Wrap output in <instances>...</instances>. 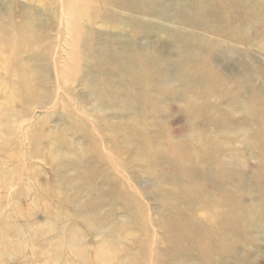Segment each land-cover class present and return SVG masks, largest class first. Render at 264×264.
<instances>
[{
    "label": "rangeland",
    "instance_id": "374dc122",
    "mask_svg": "<svg viewBox=\"0 0 264 264\" xmlns=\"http://www.w3.org/2000/svg\"><path fill=\"white\" fill-rule=\"evenodd\" d=\"M135 2L0 0V264H264V0Z\"/></svg>",
    "mask_w": 264,
    "mask_h": 264
},
{
    "label": "bare ground",
    "instance_id": "6f19581e",
    "mask_svg": "<svg viewBox=\"0 0 264 264\" xmlns=\"http://www.w3.org/2000/svg\"><path fill=\"white\" fill-rule=\"evenodd\" d=\"M161 1H163V0H136L135 3H136V5L138 7L142 8L143 10H145V12L148 13V14H151V15H154V16H159V17H168V16H170V14L173 11L172 4L171 3H169V4L166 3L167 5L161 7ZM159 6L162 8V10H160V12L156 13L157 9H159ZM75 23H77V19H75ZM8 34H9L8 30H6L4 28H3V30H0V45L3 48L8 47V48L11 49L14 41L9 39L10 35H8ZM74 39H76V41L79 40V33H75L74 34ZM4 55L6 56V54H4ZM75 57H77V56H75ZM21 79H23V78H19L18 80L15 79L14 82L19 81ZM26 85L27 86L25 88H21L22 91H20V93L16 94L19 99L27 98L30 95V91L32 89H34L33 85L30 86L27 83H26ZM191 109H194V108L191 107ZM195 194H196V196H199V194L201 195V193L197 192V191L195 192ZM207 203L203 204V206H202L204 208L203 211H202V214H201L203 216L202 218H204V217L205 218L206 217H212V218H214L213 220L216 221V223L222 222L224 220L225 215L227 214L226 210L224 211V215H223L220 212L221 210L220 211L218 209L214 210L213 204H212V206H209ZM229 214H231V218L232 219H234V220L238 219L239 220V217L237 216L239 214H236V213L232 212V210H231V213H229ZM213 233H215L216 235L220 234L219 232H213ZM134 264H136V263L134 262Z\"/></svg>",
    "mask_w": 264,
    "mask_h": 264
}]
</instances>
